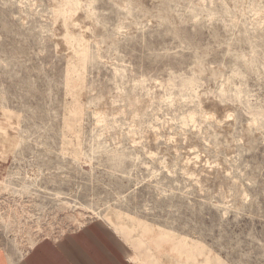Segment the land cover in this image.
Instances as JSON below:
<instances>
[{"label": "rangeland", "instance_id": "1", "mask_svg": "<svg viewBox=\"0 0 264 264\" xmlns=\"http://www.w3.org/2000/svg\"><path fill=\"white\" fill-rule=\"evenodd\" d=\"M93 224L264 264V0H0V248Z\"/></svg>", "mask_w": 264, "mask_h": 264}, {"label": "crops", "instance_id": "2", "mask_svg": "<svg viewBox=\"0 0 264 264\" xmlns=\"http://www.w3.org/2000/svg\"><path fill=\"white\" fill-rule=\"evenodd\" d=\"M0 264H10L0 248ZM19 264H135L121 243L106 228L87 227L59 241L37 242Z\"/></svg>", "mask_w": 264, "mask_h": 264}, {"label": "bare ground", "instance_id": "3", "mask_svg": "<svg viewBox=\"0 0 264 264\" xmlns=\"http://www.w3.org/2000/svg\"><path fill=\"white\" fill-rule=\"evenodd\" d=\"M161 244V243H160ZM167 245H169V243L167 244ZM166 246V245H165ZM166 248V247H165ZM168 249H169V251H171V252H173V249H172V247L169 245V247H167ZM167 252V251H166ZM171 252H169V253H171Z\"/></svg>", "mask_w": 264, "mask_h": 264}]
</instances>
